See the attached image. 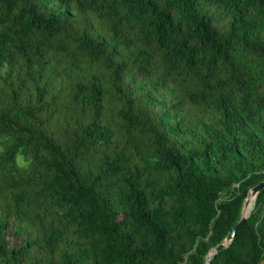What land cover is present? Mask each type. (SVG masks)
<instances>
[{"label": "trees", "instance_id": "obj_1", "mask_svg": "<svg viewBox=\"0 0 264 264\" xmlns=\"http://www.w3.org/2000/svg\"><path fill=\"white\" fill-rule=\"evenodd\" d=\"M263 179L264 0H0V264H204Z\"/></svg>", "mask_w": 264, "mask_h": 264}, {"label": "water", "instance_id": "obj_2", "mask_svg": "<svg viewBox=\"0 0 264 264\" xmlns=\"http://www.w3.org/2000/svg\"><path fill=\"white\" fill-rule=\"evenodd\" d=\"M264 188V179L260 180L259 182H257L256 184L252 185L248 192L246 197L243 200V205L241 208V216L238 219V221L230 228V230L227 232V234L225 235L224 239L217 243L215 246H213L212 248H210L209 253L206 257V260L204 262V264H208L211 257L218 252L220 249L227 247L230 242L233 240V238L235 237L237 231L239 228H241L244 225V222L246 220V217L248 216V213L252 207V204L254 202V199L256 197V195L259 193V191L261 189Z\"/></svg>", "mask_w": 264, "mask_h": 264}]
</instances>
